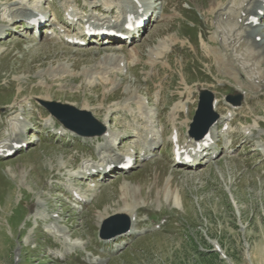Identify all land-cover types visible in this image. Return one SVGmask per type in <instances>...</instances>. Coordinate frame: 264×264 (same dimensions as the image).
<instances>
[{"label":"rangeland","instance_id":"1","mask_svg":"<svg viewBox=\"0 0 264 264\" xmlns=\"http://www.w3.org/2000/svg\"><path fill=\"white\" fill-rule=\"evenodd\" d=\"M13 1L0 0V32L7 28L1 23ZM38 1L25 0L27 6L38 5L41 11L32 6L35 13L48 11L49 20L54 13L63 20L60 0ZM157 1L161 3L158 2L156 10L160 11L162 5L164 17L150 21L141 35L128 43L120 39L105 43L94 39L88 42L89 36H85V45H72L63 40L56 42L45 38V32H23L22 20L12 26L20 28L19 32L6 29L10 34L0 39V107L13 101L17 102V108L19 104L24 107L21 115L18 111L13 112L17 109L15 106L13 110L4 106L0 113V138L9 132L10 118L15 119L18 114L24 121L29 119L21 137L25 136V130L30 126H37L38 130H28V138L32 142L21 154L10 160H0V264H16V254L20 258L17 264H58L55 259L57 254L61 256L72 252L74 256L67 264H73L74 257L75 263L80 257L92 262L106 255L111 257L108 264H264V154L261 152L264 147V80L257 89L247 87L244 85L247 83L245 75H238L240 84L216 66V51L211 49L218 44L209 40L214 29L212 23L215 17L209 12L213 0ZM224 1L227 2L221 0ZM78 3L82 5L83 0ZM192 9L199 16L198 41L192 36L187 39L185 34V25L189 21L184 17L188 18ZM88 12L89 8L86 9ZM162 42L167 53L156 59L149 53L150 48H161ZM133 46L137 48L138 60H132L127 53ZM116 54H120L123 60L119 72L108 70V73L97 67L91 70L103 57L114 59ZM155 61L154 66L149 65ZM63 66L75 72L71 70L70 73L64 72L65 75H55L58 68L63 70ZM103 76L113 80L103 82ZM115 78L116 82H120L118 85L114 82ZM92 82L99 83L91 85ZM18 87L21 88L19 92ZM199 87L212 89L218 98L235 92L238 87L245 95L242 106L232 113L234 119L229 128L232 134L214 141L219 149L217 155L196 169H184L174 163L168 141L172 131L169 111L177 102L187 103L186 111L178 110L175 114L179 140L183 142L185 121L191 119ZM137 90L149 99L153 107L149 111H157V126H164L160 147L150 151L149 154H153L148 159L139 160L138 155L136 168L128 174L69 180V174L77 172L84 160L100 163L96 148L101 139L66 133L67 144L61 145L60 133L56 132L58 124L50 120L49 126L45 124L48 113L36 98L45 97L78 108L86 107L99 119L109 112L105 121L108 120L113 134L110 143L115 142L116 136L125 137L124 142L115 144V152L121 154L140 147L137 123L132 122L128 108L118 107ZM137 97L142 98L141 95ZM137 97L135 100L138 102L132 101L128 105L138 113ZM217 112L226 113L227 106L220 102ZM16 119L14 123L18 122ZM243 127H249L248 133L241 132ZM154 130L151 128L150 133ZM224 139L226 144H223ZM60 162L63 164L59 166ZM8 168L15 171L22 169L24 175H14ZM166 179L171 181L169 189L176 191L171 198H167L163 190ZM70 181L83 196L88 193L87 186L93 183L96 190L92 198L74 200L65 188ZM124 181L137 185L139 190L134 193L127 190L122 195L120 188ZM37 194L46 200L44 206L35 207ZM123 199L131 204L133 200L139 201L137 225L148 231L135 239L132 235L124 237L127 244L120 239L100 242L96 236L99 228L97 211L105 205L117 207ZM174 200L178 206H175ZM77 202H83L85 206L78 214H72L71 210ZM29 208L31 212L26 211ZM38 209L51 218L36 222L34 217ZM99 214L102 219L104 214ZM52 221H58L61 228L68 229L70 236L65 238L72 245H68L66 250L62 239H54L46 231ZM38 233H41L40 237H37ZM115 244L122 245L124 250L114 251ZM216 245L227 259L222 257L221 252L213 250Z\"/></svg>","mask_w":264,"mask_h":264},{"label":"bare ground","instance_id":"2","mask_svg":"<svg viewBox=\"0 0 264 264\" xmlns=\"http://www.w3.org/2000/svg\"><path fill=\"white\" fill-rule=\"evenodd\" d=\"M84 1H85V4L88 3L92 5V8L103 6V12L85 14L84 5H82L81 9H79L77 0H64L63 2L65 14L69 17L70 22L74 23L75 26L76 24L80 26V31L78 32L79 35H83L85 33L86 26L92 27L94 30L104 28V29H113L114 31H117V32L123 31V27L125 25L128 14H133L136 17H140V16L145 15L146 12L154 11L155 5H156L154 4V2L151 3L147 0H107V1L92 0L91 3L88 2L89 0H84ZM226 1L227 2L225 1L221 2V0H217V2H214L213 0V2L210 4L211 6L209 5L210 6L209 12L215 17L213 21V28H214L213 33L209 36V40L213 42H217L218 44L215 49H211L212 51H216V61L219 65V66L218 65L216 66L221 69L222 73L230 74L229 76L234 77V79L237 80L236 82H239V83L240 81L238 80V75H245L246 77L245 82L247 83H244V85H246L247 87H252L254 89H257L258 87L263 85L262 81L264 80V16L260 18V12L264 11V0H226ZM124 2H125V5H124ZM70 3L73 4V6ZM26 4L27 3L24 0H14L8 7L7 16L9 18L7 20V24L3 22L6 20L5 19L7 18L6 16L2 20L1 25L6 24L9 28H11L12 24L15 21H17L18 19L20 20L22 19L26 21L24 23L23 29H25V31L27 32L29 28L31 29L35 27L36 25V23H34V20L33 21L29 20V18L34 19L39 14L41 15L44 14L45 16H47L46 13H39L40 11L35 13L33 8L27 7ZM115 6H118L119 8V11L117 12V15L115 18H113V16H110L108 14L106 15L104 13V12H107V13L112 12L113 7ZM250 15L255 16L257 20L256 21L249 20ZM160 17H162V15L157 16V19H159ZM47 25L49 27H54L57 29L54 32V37L57 40L59 37L61 38L70 37V33H71L70 29L67 26L60 25L56 21L55 18H52L51 21L48 20L47 23L45 24V27ZM144 27L145 25L141 29H143ZM15 30L19 31V29H15ZM139 32L140 30L137 31V33ZM7 33L8 32H6V30L0 32V39L6 37L8 35ZM135 35L136 34L134 33L131 34V40L135 39L134 38ZM108 39H111V37L102 35L96 38V41L99 40L104 43L105 40H108ZM152 48L153 47L150 48L151 51H152ZM153 49L156 50L155 48ZM1 51L2 50L0 49V52ZM165 51L167 52L165 48L159 47V51H157V56L164 55ZM127 53L128 55H130L131 58H133L132 60H138L139 56H138L137 48L135 46L128 49ZM124 56H126L125 53H124ZM157 56L155 55V53H152V57L156 58ZM119 58H120V54H116V57H114V59L103 57L97 64H95L94 67H91L92 69L91 68L90 69L93 70L94 68L97 67L101 69V71L105 70L106 72H108V70H110L111 73H114L115 70L120 69L119 62L121 59ZM149 61H151V59H149ZM64 68L65 66H63V70L62 68L61 69L58 68L55 75L57 74L63 75L64 72H67V71H69L70 73L71 68H67L68 70ZM95 70L97 71V69ZM98 75H99V72H98ZM93 76H95V74H93ZM103 79H105L104 76H103ZM112 80L113 79L108 78V79L103 80V82H111ZM114 82H116V78L114 79ZM116 83L118 85L120 82L117 80ZM240 87H238L237 90H239L240 92H243L242 88ZM127 89L129 88L127 87ZM137 94L141 95L138 90L134 92L133 94H130V96H132L131 99L129 98L130 96H128L127 99L123 101L122 106H124V108H128L132 116V122L137 123L136 129L138 131L137 133L138 139H139V142L141 143V149L144 152L141 155V159H142L147 156L146 152L148 150H151V149L154 150L159 146L158 142L159 141L161 142L162 134H160V132L158 135L149 134L150 129L155 126L156 114L149 113V109L151 110L152 106H150L149 104L144 105L143 101L145 98L143 99V101L138 99L139 100V103L137 105V110L139 111L138 113L137 111L135 112L131 109V107H129L128 104L130 102L132 101L138 102L137 100H135V97H137L136 96ZM43 99H46V98L44 97ZM219 102L220 100L217 99V102L215 104V109L218 108ZM225 103L229 107L228 112L231 109H237L236 107L231 106L229 103L227 102ZM16 104L17 102L13 101L11 104H9V107L12 108L14 106H17ZM184 104L182 102L175 103L173 106H171V109L169 112L173 116V118H171V121L173 122L175 131L177 133H178V129L176 127L174 114L176 113L177 110L184 109L185 108ZM81 108H86V107H81ZM86 109H89V108H86ZM21 110L22 111L24 110L23 105H21ZM108 113L109 112H107L106 115L102 118V121L105 123H106L105 121L106 118H108V115H107ZM16 118L18 119V116ZM138 119H140L141 121L139 122ZM231 119L232 117L231 116L229 117L228 114H222V115L219 114L218 121L208 129V135L206 137H200V138L187 137V140L183 143H180L178 139V143L180 144V148L182 150L181 156L188 154L192 158V161L189 163H186L185 159L182 158L180 161H177L178 166L185 167L184 165H189L191 169H196L197 165L201 164L202 161L207 158V156H212L213 154L217 153L216 148L211 143V139H214V137H216L217 135L227 136L228 133L225 131H222V127L225 125H231V121H232ZM23 126H25V123L20 124L18 127V130H13L14 125L11 126L10 133L7 134L4 138L0 139V150H2L3 152H6L7 150L14 148L15 144L22 142V139L21 140H17V139L22 133ZM110 136L111 134L108 131V129L103 135L100 136L102 141L97 146V153L100 156L101 163L99 164H95L94 162L89 163V160H86L85 161L86 164H82L81 170H79L78 174L74 176L79 177V178L88 179V176H86L87 174L93 173V171H99V169L101 168L102 170L99 172L105 175L106 173L104 174V172L102 171L106 170L107 165L116 166L118 164L120 165V163L124 161V156L126 154L124 153L117 154L114 152V143L109 142V140L111 139ZM116 138L120 140V137H116ZM24 141H28V140L25 139ZM27 144L29 145L28 142ZM27 147L25 146V149ZM17 152L18 150H16L14 154H16ZM61 164L63 163L60 162L59 166ZM9 171L17 176L24 175L23 174L24 170L22 169L15 171V170H12V168H10ZM170 183H171L170 179H166L164 186H163V190L167 198L173 197V194L176 192V191H173V189L171 190L169 189ZM67 188L72 192L77 191L70 184L67 186ZM92 188L93 186L91 185V186H88L86 190H89L91 193L93 190ZM120 189H121L122 195L126 194L127 190L132 191L133 193L136 190H139L137 185L131 182H128V181H124L123 183H121ZM79 198L83 199L84 197L80 194ZM45 202H46L45 199L42 198L39 194H37L34 205L35 207H38L40 205L43 206L45 205ZM134 202H136V206L139 203L138 200L137 201L133 200V203ZM133 203L131 204V202L125 201L123 199L122 204H118L117 207L116 206H110V207L105 206L102 211L101 210L97 211L96 223L99 224V222L108 214L109 210H111L112 212L125 213L126 215L130 217V220L132 221V226L129 230V233L130 234L137 233L138 230L133 227L136 221V217H137V208L136 206H134L135 203L134 204ZM174 204L175 206L176 204L178 206V203L175 200H174ZM107 208H110V209H107ZM101 212L104 214L103 215L104 217L102 219H101V215L99 214ZM38 217L42 218L44 216L41 213H38ZM65 232L66 231L64 229L58 226V223H54V226L52 229V233L54 235L60 236L59 235L60 233L65 234Z\"/></svg>","mask_w":264,"mask_h":264},{"label":"water","instance_id":"3","mask_svg":"<svg viewBox=\"0 0 264 264\" xmlns=\"http://www.w3.org/2000/svg\"><path fill=\"white\" fill-rule=\"evenodd\" d=\"M240 95L230 96L229 99L238 103ZM213 94L207 89L199 90L198 108L191 123L190 135L201 136L207 128L217 118L216 113L212 111ZM52 113L69 129L77 134L92 136L101 134L105 127L90 112L86 110H77L73 106L60 103H48ZM127 227V219L124 216H114L107 219L102 226L100 235L109 237L124 231Z\"/></svg>","mask_w":264,"mask_h":264}]
</instances>
